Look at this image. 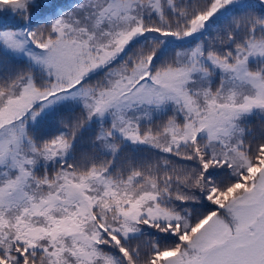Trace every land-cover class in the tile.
Masks as SVG:
<instances>
[{"label":"snow or ice","instance_id":"obj_1","mask_svg":"<svg viewBox=\"0 0 264 264\" xmlns=\"http://www.w3.org/2000/svg\"><path fill=\"white\" fill-rule=\"evenodd\" d=\"M0 264H264V0H0Z\"/></svg>","mask_w":264,"mask_h":264}]
</instances>
